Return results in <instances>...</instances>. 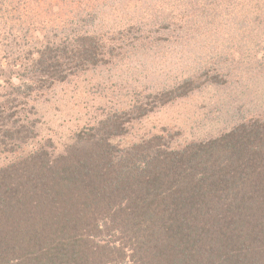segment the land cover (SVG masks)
I'll return each mask as SVG.
<instances>
[{
    "label": "trees",
    "instance_id": "1",
    "mask_svg": "<svg viewBox=\"0 0 264 264\" xmlns=\"http://www.w3.org/2000/svg\"><path fill=\"white\" fill-rule=\"evenodd\" d=\"M102 40L84 30L26 55L31 81L7 79L15 90L0 95V150L36 137L38 120L19 105L103 63ZM192 81L168 93L184 96ZM118 118L78 131L59 153L48 140L0 167V264H264V117L178 147L168 134L122 147Z\"/></svg>",
    "mask_w": 264,
    "mask_h": 264
},
{
    "label": "rangeland",
    "instance_id": "2",
    "mask_svg": "<svg viewBox=\"0 0 264 264\" xmlns=\"http://www.w3.org/2000/svg\"><path fill=\"white\" fill-rule=\"evenodd\" d=\"M71 28L103 36L104 62L32 91L18 108L38 120L36 137L0 150V167L48 140L59 153L115 113L122 147L154 134L178 147L264 117V0H0V95L15 90L7 79L23 89L26 55ZM188 78L186 95L168 93Z\"/></svg>",
    "mask_w": 264,
    "mask_h": 264
}]
</instances>
